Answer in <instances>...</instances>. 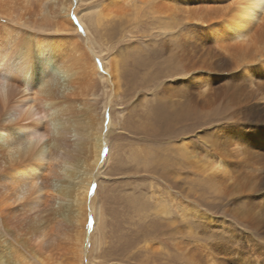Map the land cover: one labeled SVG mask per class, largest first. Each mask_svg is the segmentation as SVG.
<instances>
[{
  "label": "bare ground",
  "instance_id": "6f19581e",
  "mask_svg": "<svg viewBox=\"0 0 264 264\" xmlns=\"http://www.w3.org/2000/svg\"><path fill=\"white\" fill-rule=\"evenodd\" d=\"M77 1L0 0V264H26L22 261L29 257L48 264V233L56 226L66 229L80 264L91 203L94 231L102 219L96 194L89 199V185L110 157L114 125L107 103L105 120L96 111L93 83L98 76L112 86L116 65L109 68L102 50L95 51L87 37L101 10L88 11L89 19L76 17ZM125 1L105 0L101 8L107 12ZM167 1L153 2L151 8L185 14L182 28L188 34L177 33L181 52L205 50L217 60L218 72L225 73L215 78L219 86L213 100L230 123L216 129L219 138L211 141L206 159H199L204 161L200 168L235 204L231 211L249 230L240 233L246 239L238 237L244 243L239 251L247 255L241 264H264V106L259 104L264 102V0H223L220 5L212 0L205 7L219 26L212 22L198 31L190 29L191 22L207 23L200 14L204 9L190 10V0ZM70 17L86 37V48L76 36H65L78 35ZM254 28L261 34L253 35ZM177 58L179 65L183 60ZM161 115L164 123L170 119ZM188 150L186 143L179 146L185 160L192 155ZM211 247L195 244L189 258L196 264H238L215 254L237 258L236 251Z\"/></svg>",
  "mask_w": 264,
  "mask_h": 264
},
{
  "label": "rangeland",
  "instance_id": "374dc122",
  "mask_svg": "<svg viewBox=\"0 0 264 264\" xmlns=\"http://www.w3.org/2000/svg\"><path fill=\"white\" fill-rule=\"evenodd\" d=\"M104 1H77L72 10V15L88 19V11L101 10L99 23L90 26L91 36L87 37L95 42V51L102 50L101 57L106 58L109 68L116 65L112 86L94 76L98 100L93 105L105 120L103 106L108 104L114 128L110 157L89 185V199L96 194L102 219L94 231L91 203L80 264H196L189 258L195 244L206 250L215 245L220 252L236 251L237 258L215 254L241 264L240 258L247 255L239 251L244 243L238 237L246 239L247 234L240 233L249 230L231 211L235 204L220 195L200 168L211 141L219 138L216 129L230 123L213 100L219 86L215 78L225 73L218 72L217 60L203 53L205 50L197 48L199 51L193 50L191 55L181 52L177 40L180 33L188 32L182 28L185 14L177 9L156 13L151 6L159 0H126L122 7L105 12L101 8ZM222 1L215 0L217 5ZM212 4V0L188 2L190 10L204 9L200 14L208 21H192V31L215 24L209 19L211 10L205 7ZM73 26L78 35L65 36L77 37L83 49L86 37L80 34L78 24ZM261 32L254 28L252 34ZM177 56L183 60L179 65ZM208 93H212L210 99ZM259 104L264 106L263 101ZM161 114L170 119L164 123ZM183 143L192 154L188 160L179 152ZM59 227L49 229L48 264H76L78 258L65 237L66 229ZM22 263L41 264L32 257Z\"/></svg>",
  "mask_w": 264,
  "mask_h": 264
},
{
  "label": "snow or ice",
  "instance_id": "6c2138e0",
  "mask_svg": "<svg viewBox=\"0 0 264 264\" xmlns=\"http://www.w3.org/2000/svg\"><path fill=\"white\" fill-rule=\"evenodd\" d=\"M95 188V186H93V189Z\"/></svg>",
  "mask_w": 264,
  "mask_h": 264
}]
</instances>
